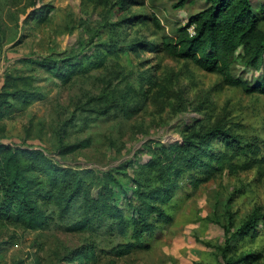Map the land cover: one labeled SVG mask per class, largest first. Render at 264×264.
I'll return each mask as SVG.
<instances>
[{"label":"rangeland","instance_id":"obj_1","mask_svg":"<svg viewBox=\"0 0 264 264\" xmlns=\"http://www.w3.org/2000/svg\"><path fill=\"white\" fill-rule=\"evenodd\" d=\"M178 1L128 0L123 12L119 0L103 4L0 0V91L7 86L42 94L25 107L9 99L11 109L0 120V142L43 149L64 166L113 171L127 184L130 195L135 187L122 170L133 176L139 165L149 161L148 146L180 143L188 129L222 120L245 145L257 141V155L252 150L237 153L233 170L224 169L198 189L186 185L185 179L164 205L170 220L160 221L139 240L147 249L122 257L109 253L118 242L136 240L129 229L125 235L117 229L72 233L56 222L44 231H30L3 221L0 264H61L72 249L92 241L97 243L95 264H224L221 249L226 238L254 216L259 234L252 239L251 231L232 256L258 252L261 259L250 264H264V96L225 85L219 75L162 51L163 40L174 36L177 26L206 5V0H189L175 7ZM135 15H142L144 22L125 23ZM103 56L105 62L97 66ZM75 57L93 67L74 73L66 67L56 72L48 69ZM48 60L53 63L46 67L43 63ZM233 68L248 81L264 79V58L256 69L245 70L239 64ZM8 73L19 78L11 80ZM97 96L96 106L103 108L116 100L120 107L124 97L135 112L123 117L112 113L115 108L109 116L93 119L87 128L78 121L77 127L68 128L69 132L80 129L69 139L92 135L93 145L61 155L63 121L76 114L89 116L94 112L89 99ZM213 145L216 149L219 142ZM244 163L249 167L245 169ZM97 189L96 185L95 194ZM116 200L126 204L122 192Z\"/></svg>","mask_w":264,"mask_h":264},{"label":"trees","instance_id":"obj_2","mask_svg":"<svg viewBox=\"0 0 264 264\" xmlns=\"http://www.w3.org/2000/svg\"><path fill=\"white\" fill-rule=\"evenodd\" d=\"M105 1L83 0V3L103 4ZM188 1L179 0L175 7H181ZM119 4H122L119 7L123 12L129 6L128 0H119ZM143 18L142 15H135L125 23L132 20L144 22ZM123 23H117V26ZM262 23L264 0L259 5H255L254 0H206L201 10L189 15L184 25L177 26L174 36L163 40L161 48L170 57L189 61L207 72L219 75L225 85L240 87L246 94L264 96V79L248 81L244 75H236L233 70L237 64L245 70L262 65ZM142 45L147 47L146 43ZM70 59L63 66L54 64L48 69L56 72L66 67L74 73L78 70L88 72L93 67L84 65L78 57ZM105 60L103 56L97 66L103 65ZM49 62L53 63L48 60L43 65L47 67ZM89 63L94 64L92 61ZM7 78L14 80L19 77L8 73ZM41 95L29 88L9 89L5 86L0 91V120L11 109L10 98L25 107ZM99 98L89 99L94 102L91 108L94 112L89 116L78 118L76 114L63 121L59 143L61 155L67 156L93 145L92 135L78 137L74 141L69 139L70 135L80 130L68 131L69 127H77L78 121L87 128L98 116H109L112 109L116 108L112 112L114 115L119 112L123 117L135 112L124 97V105L117 107L114 100L103 108L96 106ZM215 141L219 142L216 149L213 145ZM111 143L114 144V141ZM257 145V141L245 145L240 136L226 128L222 120L213 125L188 129L180 143L148 146L150 159L136 167L133 176L123 172L126 168L122 170L121 174L125 173L135 187L130 195L127 184L113 171L64 166L43 149L0 142V222L18 224L30 231H44L56 222L63 230L72 233H111L117 229L121 235H125L129 229L136 240L118 242L109 251L112 255L122 257L135 250L147 249L148 246L139 240L151 234L160 221L170 220L164 205L175 191L182 188L185 179L188 180L186 185L198 189L224 169L233 170L237 165L233 160L237 153L247 154L252 150L257 155L258 149H254ZM243 167L246 169L249 166L244 163ZM96 185L98 189L95 194L93 190ZM118 192L124 194L126 204L116 200ZM257 220V216L251 217L240 231L234 233L229 228L225 229L227 235L231 234L221 249L224 264H250L261 259L258 252L244 253L236 258L232 256L251 231L252 239L259 234L255 230ZM96 250L97 243L92 241L87 246L72 249L64 257L66 262L61 264H95Z\"/></svg>","mask_w":264,"mask_h":264}]
</instances>
